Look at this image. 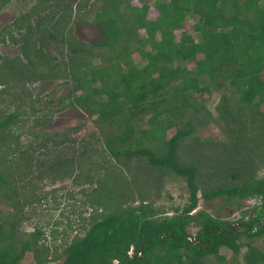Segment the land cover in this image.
Here are the masks:
<instances>
[{
    "label": "trees",
    "instance_id": "16d2710c",
    "mask_svg": "<svg viewBox=\"0 0 264 264\" xmlns=\"http://www.w3.org/2000/svg\"><path fill=\"white\" fill-rule=\"evenodd\" d=\"M17 1L26 11L0 30L20 50L0 48V264H264V0ZM89 22L100 42L76 35ZM70 107L95 132L45 128ZM209 123L225 138L201 137ZM66 178L91 186L77 231L34 222ZM178 180L188 200L168 206ZM220 198L241 215L211 212Z\"/></svg>",
    "mask_w": 264,
    "mask_h": 264
},
{
    "label": "rangeland",
    "instance_id": "374dc122",
    "mask_svg": "<svg viewBox=\"0 0 264 264\" xmlns=\"http://www.w3.org/2000/svg\"><path fill=\"white\" fill-rule=\"evenodd\" d=\"M98 3V2H96ZM99 3L94 8L100 7ZM26 2H20L14 0L10 3L0 14V30L8 25L12 24L16 18L21 16V14L26 11L27 6ZM92 15V14H91ZM76 35L89 43H97L102 40L101 36V28L98 23L89 22L84 25H76L75 26ZM1 51L4 54L17 55L20 53L19 48L14 45H1ZM52 54L58 55L54 50L51 51ZM55 82H38L34 85V90L36 94H45L49 92L55 85ZM71 89V85H66L59 89L58 95H62L67 93ZM210 106L213 107L214 103L218 100V95L216 93L211 94L210 96ZM264 109V104L261 107ZM48 130L53 131H62L64 129L72 128V133L74 137L79 141L83 136L88 135L91 132H95V128L92 122L91 117L88 114V111L79 109L78 107H70L61 111L55 115L54 121L45 127ZM174 133V129L169 130L168 135L170 136ZM199 135L203 138H211V139H222L225 138L222 129L216 123H209L204 128L198 131ZM31 137L25 136L23 140L26 142ZM80 146V142L76 144ZM78 150L75 148H68V154L71 156L77 153ZM83 187H91L87 184L73 183L71 178H66L64 180L59 181L55 185H47L46 190L50 191V196L48 197L47 204L43 206H37L33 209L32 218L34 222H38L40 224L45 225L48 229L52 228L53 223L55 221H63L65 224L68 221H73L74 227L77 231V226L79 222H81V214L83 213L85 206L82 202L83 195L80 193V190ZM169 190L172 192L173 199L169 196H165L164 202L167 203L168 206L171 205H183L188 200V192L185 186V183L181 180L174 182L173 184L168 185ZM53 189H57L55 193L51 194ZM71 191L75 198H71L68 194ZM54 195V196H53ZM225 199L220 198L208 203L207 207L209 210L215 214H221L224 217H228L230 219H237L242 210L237 207L235 203H229L228 205H224ZM255 200H246L243 202V208L246 206H251L255 204ZM91 209H88L85 212V216L89 215ZM172 213V211H171ZM23 228L26 230L32 229L31 221H27L23 223ZM188 230L190 233H195L198 230L195 226H189ZM62 260L58 262H52L49 264H61ZM34 258L32 254H28L26 258L21 262V264H33Z\"/></svg>",
    "mask_w": 264,
    "mask_h": 264
},
{
    "label": "built area",
    "instance_id": "2783aa9c",
    "mask_svg": "<svg viewBox=\"0 0 264 264\" xmlns=\"http://www.w3.org/2000/svg\"><path fill=\"white\" fill-rule=\"evenodd\" d=\"M130 253H132V250L130 251Z\"/></svg>",
    "mask_w": 264,
    "mask_h": 264
}]
</instances>
